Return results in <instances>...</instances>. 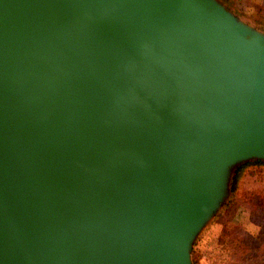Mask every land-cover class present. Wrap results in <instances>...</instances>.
I'll use <instances>...</instances> for the list:
<instances>
[{"label": "water", "instance_id": "obj_1", "mask_svg": "<svg viewBox=\"0 0 264 264\" xmlns=\"http://www.w3.org/2000/svg\"><path fill=\"white\" fill-rule=\"evenodd\" d=\"M264 159V28L225 0H0V264H195Z\"/></svg>", "mask_w": 264, "mask_h": 264}, {"label": "trees", "instance_id": "obj_2", "mask_svg": "<svg viewBox=\"0 0 264 264\" xmlns=\"http://www.w3.org/2000/svg\"><path fill=\"white\" fill-rule=\"evenodd\" d=\"M238 2L240 0H226ZM244 12L264 28V0H249ZM233 199L224 214H228L238 199L249 210V217L254 223L264 227V159L252 158L238 163L232 178ZM236 234L231 250L236 264H264V237L258 239L241 222L233 224ZM196 264L198 260L195 259Z\"/></svg>", "mask_w": 264, "mask_h": 264}, {"label": "rangeland", "instance_id": "obj_3", "mask_svg": "<svg viewBox=\"0 0 264 264\" xmlns=\"http://www.w3.org/2000/svg\"><path fill=\"white\" fill-rule=\"evenodd\" d=\"M226 2L230 4L239 15L257 23L244 12L249 0H240L235 3ZM233 196L234 194L232 198L229 199L224 210L217 215L198 236L193 250L194 262L195 259H197L198 264H236V258H233L234 256L230 250L233 249V244L236 239V234H234L232 228L233 224L236 222L243 223L259 240L263 239L264 227L251 221L249 210L243 207L238 199L233 204L230 212L224 214Z\"/></svg>", "mask_w": 264, "mask_h": 264}]
</instances>
